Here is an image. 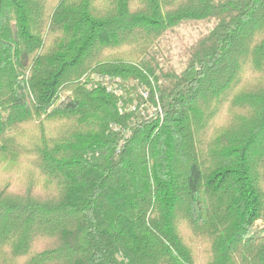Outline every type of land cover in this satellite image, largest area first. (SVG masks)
<instances>
[{
	"label": "trees",
	"instance_id": "1",
	"mask_svg": "<svg viewBox=\"0 0 264 264\" xmlns=\"http://www.w3.org/2000/svg\"><path fill=\"white\" fill-rule=\"evenodd\" d=\"M98 1L0 0V260L41 262L31 247L44 234L69 264H186L181 232L203 230L219 264H264V94L257 122L218 147L204 141L216 113L203 105L238 71L221 83L238 87L233 107L255 97L232 58L264 28V0ZM191 22L202 32L164 75L156 42L169 48ZM92 76L123 78L124 106ZM151 80L163 119L127 109L141 87L155 101Z\"/></svg>",
	"mask_w": 264,
	"mask_h": 264
},
{
	"label": "rangeland",
	"instance_id": "2",
	"mask_svg": "<svg viewBox=\"0 0 264 264\" xmlns=\"http://www.w3.org/2000/svg\"><path fill=\"white\" fill-rule=\"evenodd\" d=\"M106 2L107 0H99L97 3L104 8L106 6ZM175 28V30H177V34L175 35L170 33L169 35L168 43L171 45L169 48L166 45L164 46L159 42H156V46L161 51V55H157V60L160 62L159 65L164 75L169 71L178 72L180 70L181 62L179 57L176 55V51L178 50L177 47H183L184 45L189 44L192 38L198 36L202 32L201 30H203V25L201 22H191L184 25H177ZM252 30L253 29L250 28V31L244 32L242 34L238 45L234 50L235 52L233 54L232 60L235 68H239V70H241V68L244 69V77H248L249 79L246 92L253 93L255 97L245 99L242 104L240 102V106L236 104L235 108L233 107V99L235 98L232 97V95L238 87L233 88L230 83L228 87L225 88L222 87L221 83H226L225 80L229 77L238 80L239 71L235 73V75H233V73L223 74L222 80L219 79L217 81L218 83L214 85L209 84L208 87L204 89V92L206 91L207 97L203 101V105H209V107H207L210 109V112L215 111L214 113H216L214 114V117H212V120H210L212 127L208 128L204 141H206L205 143H214L216 147L224 143L226 135L229 133V131L231 136L240 137L245 135L249 127L257 122L258 118L263 112L262 105L258 98L260 95L264 94V28L261 31ZM164 44H166V41ZM166 47L167 49H165ZM128 51L131 55H134L138 52L131 48H129ZM169 53L172 54L171 59L169 58ZM85 67L86 65L83 64V66L80 68L76 67L68 69L64 79L73 78L75 75H78ZM220 89H222V91H220ZM228 93L230 96L227 98L230 99L232 97V99H225L223 101L224 105H222L223 103L221 104L219 101L226 98L225 94ZM217 102L220 104L217 105ZM238 102L239 100H237V103ZM206 116L207 115H205V117ZM204 150L206 151L208 149L204 148ZM6 175V171L0 170V183H5L7 181ZM45 195L49 196L48 192H46ZM181 233L186 244L189 245L187 247L188 256L181 257L186 264L220 263V258L216 251L215 245L217 242V237L210 236L208 232L203 230L199 233H192L191 230H185V232L182 231ZM31 248L33 254L35 255L46 252V254L42 256L41 262L38 261L37 263H31V261H28L30 258L19 257L16 258V260L7 259V264H69L67 263L68 259L66 258L67 253L61 251V244L58 237L44 234L38 235L36 238H34ZM150 257H157V254L153 252L152 256ZM158 257L159 261L152 258L147 262V264H166L164 256L160 255ZM0 264L6 263L3 260H0ZM226 264L231 263H228L227 261ZM238 264L240 263L238 262Z\"/></svg>",
	"mask_w": 264,
	"mask_h": 264
},
{
	"label": "built area",
	"instance_id": "3",
	"mask_svg": "<svg viewBox=\"0 0 264 264\" xmlns=\"http://www.w3.org/2000/svg\"><path fill=\"white\" fill-rule=\"evenodd\" d=\"M92 80L100 81L102 86H104L107 92L114 94L118 98L119 106H124V100L127 98V85L125 84L123 78L121 77H111V76H92ZM153 87L155 89L154 99L152 102L150 96L152 95L148 87H141L139 89V94L142 97V103L138 100H130L127 106L128 110L135 111L139 116L150 118L154 115H158L163 119V108L161 106L159 95L156 91L154 81L151 80ZM125 108V107H124Z\"/></svg>",
	"mask_w": 264,
	"mask_h": 264
}]
</instances>
